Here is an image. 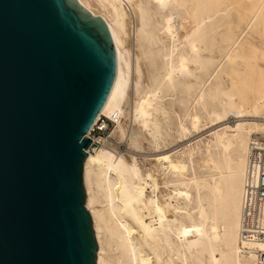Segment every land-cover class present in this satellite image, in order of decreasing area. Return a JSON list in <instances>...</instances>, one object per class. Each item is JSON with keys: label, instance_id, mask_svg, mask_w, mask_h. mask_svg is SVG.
I'll use <instances>...</instances> for the list:
<instances>
[{"label": "bare ground", "instance_id": "obj_1", "mask_svg": "<svg viewBox=\"0 0 264 264\" xmlns=\"http://www.w3.org/2000/svg\"><path fill=\"white\" fill-rule=\"evenodd\" d=\"M78 2L117 52L83 170L96 263L261 264L264 242L243 238L241 220L248 152L264 136V0ZM103 116L111 132L93 138ZM205 119L209 135L137 157Z\"/></svg>", "mask_w": 264, "mask_h": 264}, {"label": "water", "instance_id": "obj_2", "mask_svg": "<svg viewBox=\"0 0 264 264\" xmlns=\"http://www.w3.org/2000/svg\"><path fill=\"white\" fill-rule=\"evenodd\" d=\"M116 75L78 0H0V264H97L83 170Z\"/></svg>", "mask_w": 264, "mask_h": 264}, {"label": "built area", "instance_id": "obj_3", "mask_svg": "<svg viewBox=\"0 0 264 264\" xmlns=\"http://www.w3.org/2000/svg\"><path fill=\"white\" fill-rule=\"evenodd\" d=\"M109 122L103 116L97 120L93 131L107 130ZM241 234L243 238L264 242V136L252 140L248 152ZM259 260L264 264V253Z\"/></svg>", "mask_w": 264, "mask_h": 264}, {"label": "rangeland", "instance_id": "obj_4", "mask_svg": "<svg viewBox=\"0 0 264 264\" xmlns=\"http://www.w3.org/2000/svg\"><path fill=\"white\" fill-rule=\"evenodd\" d=\"M248 31V29L245 31V33L243 34V36H246L247 35V32ZM247 32V33H246ZM168 98H170V97H168ZM105 117V116H104ZM107 118V117H106ZM108 119V118H107ZM108 121H110L109 119H108ZM208 122H209V120L207 121V119H205V120H203L202 121V126H200V130L199 131H195V130H193V132H192V134H190L184 141L183 140H178L177 142L175 141L173 144H171V145H169V147L168 146H166V147H164V149H158V150H153V151H148V150H136L137 151V157L138 158H144L145 156L146 157H152L153 156V154H156V153H158V151L159 152H161V151H169V150H172V151H177V150H180L181 148H183L186 144H189V138H195L198 134H200L201 136H198V139L199 138H201V137H204V136H207V135H209L210 133H211V130L210 129H213L214 127H216V125H214L215 124V122H213L211 125H210V122H209V124H208ZM236 122V118H234V117H230L229 119H228V123L229 124H234ZM205 124V125H204ZM208 124V125H207ZM114 125V123L112 122V121H110L109 122V126H108V129L107 130H105V131H100V130H94V131H92V137L93 138H97V137H99V136H108L109 134H110V132H111V128H112V126ZM210 131H209V130ZM197 132H199V133H197ZM210 132V133H209ZM196 140H197V138H195ZM195 139H193V141H195ZM181 141H183V142H181ZM182 143V144H181ZM181 144V145H180ZM184 145V146H183ZM94 146H98V143H95L94 144ZM170 147H172V148H170ZM119 148H120V150H122V151H127V148H128V146H127V144L126 143H123V144H120L119 145ZM168 148H169V150H168ZM177 148V149H176ZM174 149H176V150H174ZM84 185H85V183H84ZM86 188V187H85ZM86 207H87V204H86ZM87 209H88V207H87ZM89 210V209H88Z\"/></svg>", "mask_w": 264, "mask_h": 264}]
</instances>
